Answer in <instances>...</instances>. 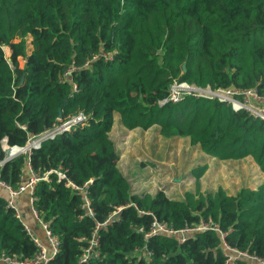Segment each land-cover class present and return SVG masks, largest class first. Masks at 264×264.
Masks as SVG:
<instances>
[{
  "label": "trees",
  "instance_id": "16d2710c",
  "mask_svg": "<svg viewBox=\"0 0 264 264\" xmlns=\"http://www.w3.org/2000/svg\"><path fill=\"white\" fill-rule=\"evenodd\" d=\"M174 81L264 95V0H0V180L16 188L27 166L36 175L61 170L77 186L92 179V216L83 193L56 173L36 182L34 208L58 242L47 264L256 263L240 256L228 263L223 243L264 259V182L176 200L161 189L134 193L120 171L109 136L115 114L125 128L157 125L162 137H186L220 159L250 155L264 173V122L216 99L163 102ZM79 112L84 123L5 160L2 140L23 147ZM153 222L212 228L180 241L146 236ZM93 233L98 256L80 262ZM37 252L0 195V253L25 260Z\"/></svg>",
  "mask_w": 264,
  "mask_h": 264
},
{
  "label": "rangeland",
  "instance_id": "374dc122",
  "mask_svg": "<svg viewBox=\"0 0 264 264\" xmlns=\"http://www.w3.org/2000/svg\"><path fill=\"white\" fill-rule=\"evenodd\" d=\"M4 52L8 58V47H4ZM22 64L19 59V66ZM261 101L264 103H255L260 105ZM109 136L118 153V167L134 193L153 194L161 189L180 200L185 192L196 189L206 192L222 188L235 194L241 187L255 189L264 182V173L250 155L220 159L191 145L186 137H162L157 125L128 129L119 124L115 114ZM4 193L0 188V195ZM228 255L237 257L234 252Z\"/></svg>",
  "mask_w": 264,
  "mask_h": 264
},
{
  "label": "built area",
  "instance_id": "2783aa9c",
  "mask_svg": "<svg viewBox=\"0 0 264 264\" xmlns=\"http://www.w3.org/2000/svg\"><path fill=\"white\" fill-rule=\"evenodd\" d=\"M185 95H193L196 97H203V98H209V99H216L218 101L227 102L230 105V108L234 111H240L244 110L246 111L250 116L259 119L264 122V103L261 101V104L258 105L255 103V101L258 100H264V95L260 94L256 87L246 88V89H235V88H217V89H211L209 86L205 87H198L193 84H188L186 82L182 81H174L169 86V95L167 98L163 100L164 101H172L177 102ZM162 103V102H161ZM86 121L85 114L79 112L78 114L72 116L71 118L67 120H61L58 124H54L52 127L44 130L42 133L31 136L28 138L26 142V148H22L19 146H8L5 142V140H2V147L6 151V157L5 160L11 158L15 154L18 153H30L31 148L37 147L40 145L43 141L54 138L55 136L63 133L64 131H68L74 124L76 123H84ZM28 172L25 176V179L18 184L16 188H13L9 184L5 183L4 181L0 180V188L4 190L6 195V206L14 210L16 216H20L17 206V197L20 194L26 193L28 196V204L29 209L31 213L33 214L34 218L38 221V224L40 225L41 229L43 230L45 234V238L47 241V245H45L42 240H40L37 236L33 234V232L30 230V228L24 223V228L26 232L31 236L34 244L36 245L38 252L32 259H25L20 260L17 258L10 257L6 255L5 253H0V264H47V262L56 254L58 250V242L57 239L51 234L50 230L47 227V224L42 221L36 209L34 208V187L38 180L40 179H46L48 174L50 172H54L58 176V180H65V184L69 186L72 190L81 192L84 195V203L83 207L85 209L84 214L88 216H92L93 212L90 208V202L86 195V186L87 183L92 182V179H89L86 181L82 186H77L67 180L64 172L61 170H50L45 172L42 175H36L32 172L29 166H27ZM118 208L114 212H112V216L116 215L119 212ZM22 220V219H21ZM107 221V220H106ZM105 222L101 223V225H105ZM100 224H97L95 229ZM212 228L210 224L202 223L199 226H196L194 228H185L182 230L175 231L171 228L165 227L164 225L153 222L152 228L149 232H147L145 235H155V234H178L180 241H184L186 233L197 231V230H206ZM215 230H217L216 227H214ZM97 244V238L95 236V233L92 234V238L88 244L87 247L84 248L81 256H80V262H86L93 256H98V250L95 249V245ZM223 248L226 251L227 255V262H231L234 258H231L228 253L234 252L237 257H246L250 258V260H255L258 264H264V259L258 258L255 256H248L246 253H242L239 251H236L235 249L229 248L225 243H223Z\"/></svg>",
  "mask_w": 264,
  "mask_h": 264
},
{
  "label": "crops",
  "instance_id": "0c3cea01",
  "mask_svg": "<svg viewBox=\"0 0 264 264\" xmlns=\"http://www.w3.org/2000/svg\"><path fill=\"white\" fill-rule=\"evenodd\" d=\"M16 201L22 221L30 228V230L33 232L35 236H37L40 240L45 242L44 243L45 245H47L45 234L43 230L40 228L39 224L35 222V218L29 209L27 194L26 193L20 194L17 197Z\"/></svg>",
  "mask_w": 264,
  "mask_h": 264
},
{
  "label": "water",
  "instance_id": "95a60500",
  "mask_svg": "<svg viewBox=\"0 0 264 264\" xmlns=\"http://www.w3.org/2000/svg\"><path fill=\"white\" fill-rule=\"evenodd\" d=\"M182 70L185 71V64H182ZM26 147H27V146L25 145V146H23L22 148L25 149Z\"/></svg>",
  "mask_w": 264,
  "mask_h": 264
},
{
  "label": "bare ground",
  "instance_id": "6f19581e",
  "mask_svg": "<svg viewBox=\"0 0 264 264\" xmlns=\"http://www.w3.org/2000/svg\"><path fill=\"white\" fill-rule=\"evenodd\" d=\"M196 86V85H195Z\"/></svg>",
  "mask_w": 264,
  "mask_h": 264
}]
</instances>
